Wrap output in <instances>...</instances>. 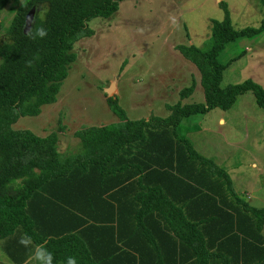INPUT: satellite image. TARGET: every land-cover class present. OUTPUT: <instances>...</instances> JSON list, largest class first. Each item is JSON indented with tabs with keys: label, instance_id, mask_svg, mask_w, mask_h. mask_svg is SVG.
I'll return each instance as SVG.
<instances>
[{
	"label": "trees",
	"instance_id": "16d2710c",
	"mask_svg": "<svg viewBox=\"0 0 264 264\" xmlns=\"http://www.w3.org/2000/svg\"><path fill=\"white\" fill-rule=\"evenodd\" d=\"M122 1L26 0L15 12L0 45V251L11 264H28L38 250L45 264H264V208L238 195L182 130L185 119L227 112L246 93L264 110L254 81L222 85L232 60H219L228 44L258 39L264 19L236 31L221 3L206 47L176 48L199 73L202 104L177 102L166 118L132 121L109 98L118 122L78 130L80 149L63 157L57 134L12 129L56 102L74 45L92 35L88 22L110 18Z\"/></svg>",
	"mask_w": 264,
	"mask_h": 264
},
{
	"label": "rangeland",
	"instance_id": "374dc122",
	"mask_svg": "<svg viewBox=\"0 0 264 264\" xmlns=\"http://www.w3.org/2000/svg\"><path fill=\"white\" fill-rule=\"evenodd\" d=\"M26 0H9L0 13V45L17 8ZM264 0H126L108 19L88 22L92 32L74 45L75 62L60 86L53 105L35 117H20L12 126L38 137L58 136L60 156L75 153L74 134L83 128L111 125L118 118L107 100L115 98L128 120L166 118L167 106L202 104L196 68L182 58L178 46L204 49L210 22L221 21L227 5L234 30L258 28ZM241 57L234 59L238 54ZM234 59V60H233ZM226 68L222 85L252 80L264 89V33L253 41L239 39L220 54ZM1 61V60H0ZM113 86L109 96L105 89ZM194 85L185 99L179 92ZM222 116L224 123L219 122ZM183 133L195 151L213 160L231 178L234 191L250 206L264 208V110L251 93L240 96L227 112L214 109L183 121ZM262 234L264 236V227ZM0 264H11L0 251ZM28 264H45L36 251Z\"/></svg>",
	"mask_w": 264,
	"mask_h": 264
},
{
	"label": "water",
	"instance_id": "95a60500",
	"mask_svg": "<svg viewBox=\"0 0 264 264\" xmlns=\"http://www.w3.org/2000/svg\"><path fill=\"white\" fill-rule=\"evenodd\" d=\"M35 9L32 8L30 12L27 14L25 18V28H24V34H27L30 31L32 20L34 16ZM113 90V86L111 85L109 88L105 89V94L109 96L110 92Z\"/></svg>",
	"mask_w": 264,
	"mask_h": 264
},
{
	"label": "crops",
	"instance_id": "0c3cea01",
	"mask_svg": "<svg viewBox=\"0 0 264 264\" xmlns=\"http://www.w3.org/2000/svg\"><path fill=\"white\" fill-rule=\"evenodd\" d=\"M219 122H220V123H221V122L224 123V120H223L222 116L219 117Z\"/></svg>",
	"mask_w": 264,
	"mask_h": 264
},
{
	"label": "clouds",
	"instance_id": "9594fccd",
	"mask_svg": "<svg viewBox=\"0 0 264 264\" xmlns=\"http://www.w3.org/2000/svg\"><path fill=\"white\" fill-rule=\"evenodd\" d=\"M39 35L43 36V35H44V32H43V31H41V32L39 33Z\"/></svg>",
	"mask_w": 264,
	"mask_h": 264
}]
</instances>
